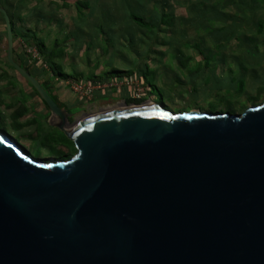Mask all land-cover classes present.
<instances>
[{
  "label": "water",
  "instance_id": "95a60500",
  "mask_svg": "<svg viewBox=\"0 0 264 264\" xmlns=\"http://www.w3.org/2000/svg\"><path fill=\"white\" fill-rule=\"evenodd\" d=\"M6 61L75 147L35 160L0 132V264H264V102L240 115L68 113Z\"/></svg>",
  "mask_w": 264,
  "mask_h": 264
},
{
  "label": "rangeland",
  "instance_id": "374dc122",
  "mask_svg": "<svg viewBox=\"0 0 264 264\" xmlns=\"http://www.w3.org/2000/svg\"><path fill=\"white\" fill-rule=\"evenodd\" d=\"M179 11L182 12V10ZM119 18V22L114 24V31L116 33H123L122 37L130 36V34H126L129 32L136 33L138 38H141L140 41H137L136 38L130 42L125 38H121L120 40L113 39V41H111V39L107 38L105 35L102 36V40H98L97 36L92 37L93 34H90V30L88 31L89 33L87 34L88 37L86 41H83L82 46H80L81 48H79V53L73 55L72 53L77 49L74 48L73 45L75 39L70 37V40H67L64 43L66 44L68 55L62 57L61 61H57V63L63 67V71L65 73L71 71H75L76 73L81 72L83 76H87L90 73L96 74V72H98L97 70H100V67H102L101 64L106 60H109L111 63H117L122 67L120 68L121 71L128 70L129 67L132 69L137 68L135 70L136 73H133L137 75L135 76V80L139 82V90L143 97L142 99L149 100L153 104H157L171 113L190 111L210 113L208 111L210 109L225 113H228L230 110L237 112L239 106L230 107L229 110L225 104H218L216 106H210L208 104L211 101H218L222 96L221 94L215 93L216 91H214L211 86L207 87L202 83L203 79L209 80L211 78L215 79L217 83H222L232 78L239 79L245 83V92L241 94V96H238L240 94H236V96L231 97L230 95L229 97L225 94L223 97L225 100L227 98L231 99L230 101L234 104H243L242 110L237 112V115L241 114L242 111H244V108L247 109L264 102V93H262L261 97L255 102L246 101L248 95H252L257 87H264V57H259L257 60H250L245 54L242 55L243 52L241 54L237 48H235L236 51L233 49V47L236 46V42L232 41L229 45L221 48V51L226 52L228 56L225 63H220L216 67L210 66L207 69H200L198 68L197 63L201 61V57L181 46V42L188 36L179 30L177 31L175 40L169 47L179 48L183 51V54L180 56H171L167 54L161 57L155 56L153 59H155L156 63L150 64L148 63L149 59L147 60V58L150 57H147L143 52H139L138 50L143 51L144 48L142 49V47H146L150 40L151 43H155L154 40L156 37L157 40L155 41L157 43H162V41H164L163 35L161 34L159 37L156 35L154 37L153 34H143L141 30H137L128 19L125 17ZM89 26L91 27V25ZM64 27V33L69 35L73 29L71 24L66 23ZM3 33L4 24L3 22H0V99H3L4 103H10L12 104L11 106L15 107L17 103L14 100V96L17 92L14 90V86L10 85L8 81L13 80L18 83V81H22L23 79L5 63L6 46L4 43L6 38ZM168 35L170 36V33H168ZM170 37L172 38V34ZM85 47L86 50L84 51L83 48ZM257 47L259 52L263 54L264 41L258 43ZM94 48H97V52L96 50H93ZM111 48L114 49L112 50V55L108 54ZM101 50L103 51L102 53L100 52ZM97 53L99 55H96ZM95 60H97V62H95ZM124 60H129V64L125 63ZM186 60H188V62H185ZM157 62H160V64ZM180 62L182 65H180ZM97 64L99 66L95 68ZM104 69L108 71L110 70V67L105 65ZM42 72L41 74H45ZM122 74L125 76H121L122 79H118L128 81V75H130V73ZM74 78L77 82L85 80V78L81 79L80 77ZM129 89L132 90L128 87H119L118 89L109 88L96 91L95 94L101 93L99 94L101 96L98 97V95H94L93 104H96L97 106L109 105L100 108L87 106L83 108V111L79 108L73 109L70 111L71 113H80L70 117L71 119L68 121L66 127H70L80 119L95 115L103 110L121 107L124 98L130 97L131 95L124 92L125 90L129 91ZM120 92H122L123 98L120 97V95L118 98L115 96V94H119ZM102 93H104V95ZM112 93L114 95L113 97ZM125 95H127V97H125ZM18 99H21L20 102H22L25 100V97L22 93H19ZM142 104L145 105L150 103L147 102ZM8 113L9 111L7 108L0 109V132L11 138L13 142L30 157L43 162L56 161L55 159L59 158L62 155V152L69 151L67 148H63L64 144L62 139H60L62 131L52 127L49 122L44 123L40 118L37 120V123L40 126L39 130L32 132L23 129L22 132H18L15 127V129L11 128L15 126L14 123L16 122L8 118Z\"/></svg>",
  "mask_w": 264,
  "mask_h": 264
},
{
  "label": "crops",
  "instance_id": "0c3cea01",
  "mask_svg": "<svg viewBox=\"0 0 264 264\" xmlns=\"http://www.w3.org/2000/svg\"><path fill=\"white\" fill-rule=\"evenodd\" d=\"M129 4L135 9L136 13L145 17V19L152 21L153 23H158L160 16L163 11H167V13L174 15L176 18H188L189 9L197 5L202 0H127ZM254 1V0H253ZM86 3L89 6H85ZM0 8L4 9L5 12L7 11L11 17L13 18V22L15 25V30L18 33V36L16 37V46L15 51L17 54H20L22 52V49L20 47V42H22L24 36L25 38L29 37H36L37 39L43 41L46 47V52H55L56 58H54V63L60 67L63 73V67L57 63L59 60L61 61L62 57H65L68 55L65 41L70 40V37L72 39H75L73 42L74 48L77 50L72 53L73 55H77L79 53V48L82 46L83 41L85 42L88 37V31H90V34L92 37L97 36L98 40H102V36L105 35L107 38L111 39H117L120 40L121 38L125 39H135L137 41H140L141 38H138V35L136 33H126L130 34L128 37H122L123 33H116L114 31V26H111V30L107 31L106 33H101L97 30V26L102 24L103 17L109 15V20L111 23H118L119 18L122 17L125 14V5L123 0H0ZM120 8V9H119ZM179 10H182L179 11ZM264 10V0H257L256 2V9L254 18L256 20L264 18L263 15ZM6 12V14H7ZM4 19V18H3ZM262 21V20H261ZM0 22H3L0 20ZM66 23L71 24L72 32L69 33V35L64 33V25ZM4 24V23H3ZM73 24V25H72ZM92 24L95 25L92 27ZM113 24V25H114ZM91 25V27L89 26ZM5 26V24H4ZM246 33L249 37H254L256 40L257 46L258 43L264 41V32L261 34L255 32L253 30V33L250 31L243 30L242 33ZM73 33V35H72ZM163 35V40L167 39L166 33H159V35ZM121 35V36H120ZM189 35V34H188ZM22 37V38H21ZM189 37V36H188ZM187 37V38H188ZM186 38V39H187ZM241 38V37H240ZM1 39V34H0ZM105 39V38H104ZM185 39V40H186ZM155 43H151V40L147 44V46L142 47L143 51L138 50L139 52H143L145 54L148 60V63L155 64L156 61L153 59L155 56H163V55H171V56H180L183 54V51L181 49L173 48V47H167L166 45L162 44L161 42L157 43L154 40ZM63 44V45H62ZM6 46V41L4 43ZM114 45V44H113ZM115 46V45H114ZM117 46V45H116ZM164 46V47H162ZM237 44L233 49L236 51ZM114 48V47H113ZM6 49V47H5ZM97 48H94L95 51ZM258 49V47H257ZM83 50H86V47L83 48ZM103 50V49H102ZM100 51L101 53L103 51ZM112 49L108 53L110 55L113 54ZM97 52V50H96ZM99 52V51H98ZM226 53V52H225ZM71 54V55H72ZM227 54V53H226ZM96 55H99L98 53ZM6 56V51H5ZM6 58V57H5ZM98 60V59H97ZM95 60V62H97ZM125 63H128L129 60H124ZM63 63V62H62ZM160 64V62H157ZM129 64V63H128ZM109 66L110 70H105L104 66ZM97 64L95 66L98 67ZM102 67H100V70H97L96 74L90 73L87 76H83V74L76 73L75 71H71L69 73H65L68 76L73 77H80L81 79L85 78L83 81H78L82 84H90L93 82H106L109 80H119L118 78H121V76H125L122 73H130L128 75L129 79L135 80V70L129 67L128 70L121 71L120 67L117 63H111L109 60L105 61L101 64ZM129 66V65H128ZM156 66V65H155ZM119 67V68H118ZM135 72V73H133ZM45 74L40 75V77L36 78V80L42 85L44 89L49 88L51 91V96H53L56 100L57 105L62 109L65 110L68 113L69 120L70 117L75 116L79 113L73 114L70 111L73 109L79 108L83 111V108L87 106H94L93 108H100L106 105L97 106L96 104H93L94 102V95L93 94L92 100H88L85 98H80L75 96L68 87L64 86H58L53 81V77L50 76V73L44 72ZM104 73V74H103ZM139 75V74H138ZM82 76V77H81ZM122 79V78H121ZM67 80V79H65ZM75 81V80H74ZM137 81V80H136ZM10 85L14 86V90L17 92L14 96V100L17 103L14 106H11L12 104L4 103L3 99H0V109L1 108H7L9 111V119H12V115L16 113L18 110L25 109V113L22 116L14 117L13 120L14 125L11 127L12 129L16 128V125H19V129L16 131L22 132V130L32 131L35 132L40 129L39 124L37 123L38 119H42L44 123H47L50 117L48 109L45 108L44 103L40 100L38 95L34 93V90L24 81H8ZM13 90V89H12ZM127 92L130 97H127L125 95L124 99L127 100H134L132 98V90L129 89ZM22 93L25 97V100L20 102L22 99H18V94ZM106 93V92H105ZM104 95V93H102ZM123 98L122 92L119 94H115V96L118 98V96ZM12 96V95H11ZM20 96V95H19ZM112 93V97H113ZM23 104V106H22ZM15 127V128H14ZM32 127V128H31Z\"/></svg>",
  "mask_w": 264,
  "mask_h": 264
},
{
  "label": "trees",
  "instance_id": "16d2710c",
  "mask_svg": "<svg viewBox=\"0 0 264 264\" xmlns=\"http://www.w3.org/2000/svg\"><path fill=\"white\" fill-rule=\"evenodd\" d=\"M123 2L126 7L125 14L122 17L128 19L132 25L135 26L137 30H141L143 34H153L155 37L159 33H166L167 39L162 41V44L171 46L172 42L175 40L177 31L179 30L186 34V36H189L186 40L181 42V46L183 48L189 49L192 53L201 57V61L197 63V66L200 69H207L210 66L216 67L220 63H225L228 56L225 52L221 51V48L229 45L232 41L236 42L237 50L241 54L243 52L242 55L245 54L248 59L257 60L259 57H264V53L261 54L257 49V43L254 37L247 36L245 32L242 33L243 30L250 32H253L254 30L259 34L264 32V18L261 19L262 21L260 19L256 20L254 18L257 0H202L197 5L189 9L190 15L188 18H176L174 15L167 13V11H163L158 23H153L152 21L145 19V17L137 14L135 9L129 4L127 0H123ZM85 6L87 7L89 5L86 3ZM7 15L10 19L12 28L14 43L13 59L22 69L31 74L34 78H38L40 75H42L41 64L44 63L48 66L50 73L58 79L75 80L73 76H68L63 73L60 67L54 63V58H56L55 52H46V47L43 41L37 39L34 36L29 38H25L26 36H24L22 40L27 45L35 46L38 49L42 56V62L38 63L32 61L24 55L23 51L20 54H17L15 51V40L18 36V33L15 30L13 18L8 12ZM108 17L109 15L104 16L102 24L97 26V30L103 34L107 31H110L111 26H114V23H111ZM0 20L4 23L3 15L1 13ZM94 26L95 25L92 24V27ZM168 33H170V36L172 34V38L168 35ZM3 34L6 38L5 26ZM155 40H157V37ZM130 41H132V39L128 40V42ZM185 62H188V60ZM5 63L10 69L13 70L7 61H5ZM180 65H182L181 62ZM202 83L207 87L211 86V88L216 91L215 93L222 95L218 101H211L208 103L210 106L225 104L229 110L230 107L234 106H239L237 112L242 110L243 104H234L230 101L231 99L227 98L225 100L223 97L225 94H227L229 97L230 95L231 97L236 96V94H240L238 96H241V94L245 92L244 82L239 79L232 78L228 81L217 83L215 79L211 78L209 80L203 79ZM45 90L51 96L50 89L46 88ZM34 93L36 92L34 91ZM262 93H264V87L259 86L257 89H255L252 95H248L246 101L255 102L261 97ZM51 98L54 102H56L53 96H51ZM129 101L139 103V101L127 100V102ZM45 108L47 109L46 106ZM243 110L245 111V108ZM208 111L211 113H225L222 111H215L214 109H210ZM237 112L230 110L228 113L237 115ZM24 113L25 109L18 110L11 116V120H13L14 117L22 116ZM17 129H19V125H16V130ZM60 136V139H62L64 144L63 148H67L69 151L62 152V155L55 159L56 161L67 160L76 153L74 144L68 140L64 134L61 133Z\"/></svg>",
  "mask_w": 264,
  "mask_h": 264
},
{
  "label": "built area",
  "instance_id": "2783aa9c",
  "mask_svg": "<svg viewBox=\"0 0 264 264\" xmlns=\"http://www.w3.org/2000/svg\"><path fill=\"white\" fill-rule=\"evenodd\" d=\"M20 47L26 57L38 63L42 62V56L35 46L27 45L22 41L20 42ZM41 69L43 72L50 73L48 66L44 63L41 64ZM50 76H52L51 73ZM53 81L58 86L68 87L75 96L80 98H85L88 100L92 99L95 91L102 89H109V88L118 89L119 87L131 88L133 92L132 98L134 100H139L141 97V93L139 90V82L134 79H129L128 81L119 79V80H109L106 82H93L90 84H85V83L82 84L74 80H65V79H58L57 77H53Z\"/></svg>",
  "mask_w": 264,
  "mask_h": 264
},
{
  "label": "flooded vegetation",
  "instance_id": "af4514ba",
  "mask_svg": "<svg viewBox=\"0 0 264 264\" xmlns=\"http://www.w3.org/2000/svg\"><path fill=\"white\" fill-rule=\"evenodd\" d=\"M142 98L143 97L141 96L139 100H134V101H139V103H135V102H131V101L127 102V99H124V101L122 102V106L139 105V104L147 103V102L152 103L149 100L147 101V100H144ZM68 119H69V117H68Z\"/></svg>",
  "mask_w": 264,
  "mask_h": 264
},
{
  "label": "bare ground",
  "instance_id": "6f19581e",
  "mask_svg": "<svg viewBox=\"0 0 264 264\" xmlns=\"http://www.w3.org/2000/svg\"><path fill=\"white\" fill-rule=\"evenodd\" d=\"M149 106H152L151 104H145V105H142V107H149ZM67 124L64 125V128L65 129H68L69 127H66ZM51 163H53L54 161H50Z\"/></svg>",
  "mask_w": 264,
  "mask_h": 264
}]
</instances>
